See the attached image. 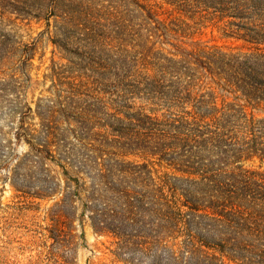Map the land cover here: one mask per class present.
Listing matches in <instances>:
<instances>
[{"label": "trees", "instance_id": "obj_1", "mask_svg": "<svg viewBox=\"0 0 264 264\" xmlns=\"http://www.w3.org/2000/svg\"><path fill=\"white\" fill-rule=\"evenodd\" d=\"M11 161L55 199L26 264H70L85 224L130 264H264V0H0L8 179Z\"/></svg>", "mask_w": 264, "mask_h": 264}, {"label": "rangeland", "instance_id": "obj_2", "mask_svg": "<svg viewBox=\"0 0 264 264\" xmlns=\"http://www.w3.org/2000/svg\"><path fill=\"white\" fill-rule=\"evenodd\" d=\"M44 28L41 22L34 20L24 25L22 33L24 40L36 37ZM197 36L203 39H212L218 43L241 44L240 40L226 37L222 31L208 24ZM53 45L44 36L40 42L34 59L30 74L34 83V99L41 96L42 75L46 70L52 56ZM57 55V53L55 54ZM58 57L55 56V59ZM36 85V86H35ZM29 90L28 100L31 92ZM34 108V103L31 104ZM32 121V120H31ZM35 121H37L35 119ZM26 145L15 146V153L22 156L27 152ZM15 162L11 161L10 178H6L3 171H0V264H26L30 260L41 257V250L45 246L41 241V217L43 210L55 199H41V174L38 167H32V173L28 172L26 178L15 174L13 168ZM5 178V179H4ZM75 248L70 264H130L126 255L119 254L112 237L108 235L95 234L88 224H85L83 234L80 226H76ZM48 244V241H47ZM133 263H138L133 262ZM146 264V263H138ZM186 264V262H182Z\"/></svg>", "mask_w": 264, "mask_h": 264}]
</instances>
